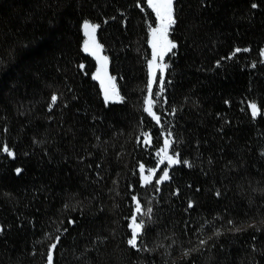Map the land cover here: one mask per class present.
<instances>
[{
	"label": "trees",
	"instance_id": "obj_1",
	"mask_svg": "<svg viewBox=\"0 0 264 264\" xmlns=\"http://www.w3.org/2000/svg\"><path fill=\"white\" fill-rule=\"evenodd\" d=\"M173 15L157 122L147 0H0V264H47L53 244V264H264V0ZM85 20L120 101L93 77ZM165 130L179 162L145 185ZM133 196L147 250L127 243Z\"/></svg>",
	"mask_w": 264,
	"mask_h": 264
},
{
	"label": "snow or ice",
	"instance_id": "obj_2",
	"mask_svg": "<svg viewBox=\"0 0 264 264\" xmlns=\"http://www.w3.org/2000/svg\"><path fill=\"white\" fill-rule=\"evenodd\" d=\"M147 3L149 5V7L152 8V10L155 12V15L157 17V27L155 29H152L153 32V37L154 39L152 41H150V43H152V47H153V56L154 58L157 55V48L159 47L160 51H159V55L162 58L163 54L165 52H169L172 49L176 48V44L173 43L172 41H169L167 39V33L170 29V27L172 25H174L176 23V20L174 18L173 15V0H147ZM252 7H256L255 4L252 5ZM97 26L95 25H90L87 22L84 25V28L86 30V33L88 32V30H91L92 32L95 31V28ZM85 50H88L87 44L85 45ZM241 49H236L235 52H240ZM243 51H248V49H244ZM235 52L233 53V55H235ZM94 54V53H93ZM261 55H264V51L261 52ZM105 60L107 59L106 57L104 58ZM152 64L153 61H149V66H150V72L152 71ZM81 68H83V65H80ZM163 67H167L166 65H164ZM163 67L161 68V71H163ZM98 73H99V69H98ZM94 78L96 79H100L99 74H97ZM161 79H163V77L161 76ZM152 79H149L148 82V88H149V92L151 94V89H152ZM103 83V81H102ZM160 92H163V88H161ZM160 92L154 93L155 96H159ZM113 97L109 94V90L105 89V100L106 102L109 99H112ZM58 97L53 94V96L51 97V104L49 105V107H52V105H54L57 101ZM144 103L146 105V107L144 108V111L149 113L150 115H153V118L157 120V122H159V118L156 117L153 113H152V105H153V100L150 98H145ZM250 107L253 109V115L256 114V105L252 104L250 105ZM145 137L148 136V133L144 134ZM147 142V141H146ZM169 147V142L166 140L164 143V148L162 149V151L166 154L167 150ZM3 151L6 152L9 156H12L13 153L8 149L7 146H5L3 148ZM169 160L170 163H176V160H173L171 157H165ZM187 163V162H185ZM141 169V181L143 184L147 185L148 183H150L151 181V177L152 174L154 172V170H149V174L147 176H145L144 173V166L141 165L140 166ZM21 169H16L17 173H20ZM168 171L167 169L164 170V174L163 176L160 177V180H157L156 183L159 184L161 182V180H167L168 179ZM134 201H137L136 203V208H135V212L133 213L132 216V223L129 224V228L131 229V237L128 239L127 243L130 247L132 248H137L138 250H147L145 249H141L138 247V240L141 239L142 237V233L146 230L147 228V223L144 219H139L138 220V216L141 213V205L139 203V201L137 200V197L133 196L132 198ZM191 203L189 204V207H191ZM152 212V209L149 208L147 210L146 213H144L145 216H149L150 218V214ZM230 225H232L234 222L233 221H229L228 222ZM255 225H250V227H254ZM259 230V229H257ZM235 231L239 232L241 231V229L236 228ZM221 234L220 230H217L215 235L219 236ZM57 241H59V237L56 238ZM207 243V241L205 240H201L200 241V246H204ZM56 247V244H53L49 247L48 250V264H53V249ZM195 251V249H188L184 251V257L187 258L190 256L191 252Z\"/></svg>",
	"mask_w": 264,
	"mask_h": 264
},
{
	"label": "rangeland",
	"instance_id": "obj_3",
	"mask_svg": "<svg viewBox=\"0 0 264 264\" xmlns=\"http://www.w3.org/2000/svg\"><path fill=\"white\" fill-rule=\"evenodd\" d=\"M86 22L88 24H90V25H95V26H97V25L95 23L91 22V21H88V20H85L82 23V31H83V34H84V41L82 43V47H83V49H84V51L86 53L90 54L95 59V62H96V67H95V70H94V73H93V77H95L97 74H99V76H100V79H96V78H94V79H96L97 82L100 85V88H101V91H102V96H103L104 100H105V89H108L109 90V94L113 98L109 99L107 102L120 101L121 96H120V94L118 92V89H117V87L115 85L114 78L109 74V71H108V58L103 53L102 47L99 44V42L97 40V37H96V29H97V27L95 28L94 32H92L91 30H88V32L86 33V30L84 28V25H85ZM157 23L158 22H157V17H156L155 25L150 26L149 43H150V41H152L154 39L152 29H155L157 27ZM167 39L169 41H172L170 36H169V31L167 33ZM86 44H87V47H88L87 51L85 50V45ZM150 46H151V58H150L149 61H153V64H152V71L151 72H150V66H149V79L151 78L152 81H153L152 82V88H156L158 90L157 92H160L161 86H162V80H163V79H161V76L163 77L164 71H165V67H163L165 65L164 56L168 52H165L163 54L162 58H161L160 55H159L160 49L158 47L157 48V55L154 58L152 43H150ZM105 57L107 58L106 60L104 59ZM162 67H163V71H161ZM98 69H99V73H98ZM102 81H103V83H102ZM146 97L152 99L149 91H148V94H147ZM252 104L253 103H250V105H252ZM145 107H146V105H145ZM250 109H251V112L253 113V109L251 107H250ZM257 111H258V109H257V106H256V113H257ZM152 113L156 117H158V115H156L155 112L153 111V107H152ZM150 116L153 117V115H150ZM166 140L169 142V147H168L167 153L165 154L162 151V149L164 148V143H165ZM171 141L172 140H171L170 132L167 131V130L163 131V143H162V146L157 151V164H156V166L152 167V168L144 167V173L143 174L145 176H147L149 174V170H154V172L152 174V177H151V180L157 174H159L158 175L159 177H158L157 180H160V177L163 176L165 169H167V171H168L170 166H172L174 164H177L179 162L178 154L171 150ZM166 156L167 157H171L173 160H176L177 162L176 163H170L169 160L167 158H165ZM139 171H140V177H141V169L140 168H139ZM161 181H163V180H161ZM136 203H137V201H134V212H135V208H136ZM131 218H130V223H132V219ZM47 264H48V260H47Z\"/></svg>",
	"mask_w": 264,
	"mask_h": 264
}]
</instances>
